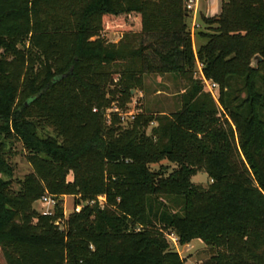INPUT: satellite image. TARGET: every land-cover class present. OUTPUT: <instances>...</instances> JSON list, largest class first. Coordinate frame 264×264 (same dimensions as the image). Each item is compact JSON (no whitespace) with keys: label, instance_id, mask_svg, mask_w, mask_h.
<instances>
[{"label":"trees","instance_id":"obj_1","mask_svg":"<svg viewBox=\"0 0 264 264\" xmlns=\"http://www.w3.org/2000/svg\"><path fill=\"white\" fill-rule=\"evenodd\" d=\"M187 1L0 0L7 264H185L172 234L180 246L201 240L214 250L207 264H264V0H223L219 15L201 14L209 29L197 33L204 41L197 53ZM110 32L124 34L122 42L107 43ZM131 35L156 41L130 52ZM147 52L163 65L155 68ZM257 56L263 61L254 69ZM120 59L141 65L116 73ZM199 65L220 87L218 101L195 79ZM152 70L188 82L181 110L126 125L108 115L131 102ZM14 142L29 151L33 169L17 193L8 162ZM162 160L177 167L168 176L149 169ZM198 171L209 188L192 183ZM47 194L76 204L105 195L107 206L86 205L61 227L60 203L54 216L34 209Z\"/></svg>","mask_w":264,"mask_h":264},{"label":"rangeland","instance_id":"obj_2","mask_svg":"<svg viewBox=\"0 0 264 264\" xmlns=\"http://www.w3.org/2000/svg\"><path fill=\"white\" fill-rule=\"evenodd\" d=\"M223 0H199V14H204L207 17H213L220 14L221 6ZM199 15V28L193 30V21L189 19V27L193 34L194 39V50L197 53L200 46L204 44V41H200L197 33L200 31H206V25L203 24L200 20ZM215 29V27L213 28ZM214 31V30H213ZM121 34V33H119ZM124 37V34H121ZM104 39L109 44H119L122 42L123 37L118 43L119 37L121 36H110L108 33L102 35ZM128 39H125V44L127 42L129 50L136 51L141 48V45L145 46L153 44L156 41L155 36H128ZM148 58L150 59L153 66L160 67L162 66L161 59L155 55L153 52H147ZM253 61V60H252ZM141 62L138 59H128V60H118L114 64V72L116 73L122 71L123 69L140 67ZM119 74L114 75V84L117 83L119 79ZM195 79L201 81L200 69L197 67L195 72ZM203 83V82H202ZM204 84V83H203ZM188 85V82L183 80L181 77L170 74V73H160L159 71L152 70L147 72L144 76V86L142 90L133 91V97L131 102L124 107L118 108L121 101L114 104L112 110L108 111V115L111 113H117L123 119L125 125L127 122L132 121L134 116L144 114L148 117L156 119L158 117L169 116L174 113H177L182 108L181 96L184 93L185 87ZM205 90L207 91V85L204 84ZM114 89V86L112 87ZM208 92V91H207ZM220 87L217 85V88L213 92L216 99L219 97ZM109 119V117H107ZM109 125V123H107ZM158 126L157 122L154 121L150 124L148 129V135L151 136L154 128ZM46 133L52 134L54 136L53 130L48 129ZM156 142V139H154ZM8 162L12 168L13 176L11 178L12 190L17 193L20 190V183L25 179L26 176L30 175L33 171L32 166L28 161L29 151L24 147L21 142H14L13 146L8 147ZM177 167L173 164H170L167 160H162L158 163H153L149 165V169L158 174L166 172V176L173 173ZM6 179H9L5 177ZM192 183L197 186H201L205 189L209 188L211 181L207 174L203 171H198L197 174L192 178ZM161 201L166 203L169 207L174 206L172 202L169 201V198L162 196ZM63 211L67 212L68 218L72 215L74 205L76 204V199L72 197H62L59 201ZM34 209L39 213H44L49 210V206L44 205L41 201L34 204ZM51 210V209H50ZM53 211V209L51 210ZM169 242L171 243L173 249H175L182 259L185 261V264H207L212 257L214 256V250L208 247L201 240H196L189 245L180 246L175 244L170 238ZM0 263L7 264L3 253L0 250Z\"/></svg>","mask_w":264,"mask_h":264},{"label":"built area","instance_id":"obj_3","mask_svg":"<svg viewBox=\"0 0 264 264\" xmlns=\"http://www.w3.org/2000/svg\"><path fill=\"white\" fill-rule=\"evenodd\" d=\"M186 10L190 14V19L193 21V30H195L196 28H199V24H198V21H197L198 20V16H199V0H188L186 2ZM199 69H200V74H201V81L205 85H207V88H208L207 91L210 92L213 95V97L216 99V97H215L213 92L217 88V84H215L212 81H209V80L206 79V77L204 76V74L202 72L201 65H199ZM216 100L218 101V99H216ZM72 198H74V197H72ZM41 202L44 205L49 206V208L51 210L53 209V211H51L50 209L45 211L44 213H42V215H44V216H54L55 215V208L57 207V205L59 203L58 199L56 197H52V196L47 194V195H45L42 198ZM86 205H89V206L98 205L101 209H104L107 206V197L105 195H103V196L97 197L96 200L91 201V202L86 203V204H75L74 208H73V212L76 213V214H80L83 211V209H84V207ZM67 219H68L67 212L64 211L63 219L59 220L56 223V225L63 227L65 225V222L67 221ZM169 238L175 244H178V239H177V237L175 235L172 234V235L169 236Z\"/></svg>","mask_w":264,"mask_h":264},{"label":"water","instance_id":"obj_4","mask_svg":"<svg viewBox=\"0 0 264 264\" xmlns=\"http://www.w3.org/2000/svg\"><path fill=\"white\" fill-rule=\"evenodd\" d=\"M262 61L263 59L260 56H257L252 62V68L256 69Z\"/></svg>","mask_w":264,"mask_h":264},{"label":"crops","instance_id":"obj_5","mask_svg":"<svg viewBox=\"0 0 264 264\" xmlns=\"http://www.w3.org/2000/svg\"><path fill=\"white\" fill-rule=\"evenodd\" d=\"M199 15H200V14H199ZM198 20H199V16H198ZM198 20H197V21H198ZM108 34H109L110 36H116V37H117V36H118V37L121 36V37H119L118 41H116V43H118V42L120 41V39L123 37V35H121V34H119V33H113V32H110V33H108ZM118 37H117V38H118Z\"/></svg>","mask_w":264,"mask_h":264}]
</instances>
